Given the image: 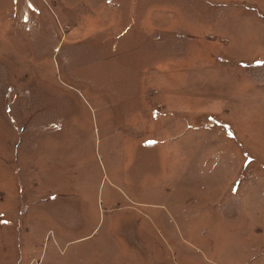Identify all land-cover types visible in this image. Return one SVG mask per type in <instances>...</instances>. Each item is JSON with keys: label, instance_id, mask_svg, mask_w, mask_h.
Returning a JSON list of instances; mask_svg holds the SVG:
<instances>
[{"label": "rangeland", "instance_id": "obj_1", "mask_svg": "<svg viewBox=\"0 0 264 264\" xmlns=\"http://www.w3.org/2000/svg\"><path fill=\"white\" fill-rule=\"evenodd\" d=\"M0 264H264V0H0Z\"/></svg>", "mask_w": 264, "mask_h": 264}]
</instances>
